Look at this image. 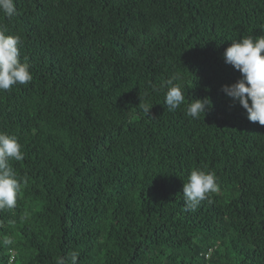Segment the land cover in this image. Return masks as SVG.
<instances>
[{"label": "trees", "instance_id": "trees-1", "mask_svg": "<svg viewBox=\"0 0 264 264\" xmlns=\"http://www.w3.org/2000/svg\"><path fill=\"white\" fill-rule=\"evenodd\" d=\"M15 7L0 27L21 37L32 80L0 91V132L24 153L0 264H264V125L221 90L241 77L222 58L231 41L264 35V0ZM172 76L186 99L169 111ZM205 97L204 118L187 116ZM194 169L219 191L185 212Z\"/></svg>", "mask_w": 264, "mask_h": 264}, {"label": "clouds", "instance_id": "clouds-1", "mask_svg": "<svg viewBox=\"0 0 264 264\" xmlns=\"http://www.w3.org/2000/svg\"><path fill=\"white\" fill-rule=\"evenodd\" d=\"M0 12L11 18L16 13L15 0H0ZM21 37L8 35L5 27H0V91H8L14 85H25L31 82L30 65L20 59ZM226 64L239 71L241 77L230 85H223L222 91L238 102L246 111L250 122L264 125V35L257 38L247 36L231 41L222 54ZM178 76H172L162 87H166L164 105L174 111L184 104L186 88L175 83ZM152 105L145 104L143 111L149 114ZM212 107L210 98L190 100L186 115L192 119H200ZM24 153L17 138L0 132V210L12 209L16 206L22 189L21 182L10 164L11 160L21 161ZM219 191L216 176L211 171L194 169L187 182L182 185L185 212H195L202 201L210 193ZM77 254L71 256V264H76ZM58 264H65L61 258Z\"/></svg>", "mask_w": 264, "mask_h": 264}, {"label": "built area", "instance_id": "built-area-1", "mask_svg": "<svg viewBox=\"0 0 264 264\" xmlns=\"http://www.w3.org/2000/svg\"><path fill=\"white\" fill-rule=\"evenodd\" d=\"M13 259H14V255L12 254L10 257V262L13 261Z\"/></svg>", "mask_w": 264, "mask_h": 264}]
</instances>
